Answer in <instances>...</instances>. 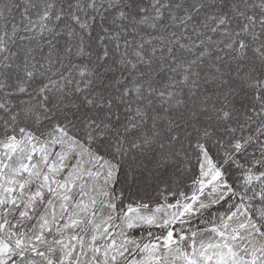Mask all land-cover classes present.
<instances>
[{"label":"snow or ice","instance_id":"snow-or-ice-1","mask_svg":"<svg viewBox=\"0 0 264 264\" xmlns=\"http://www.w3.org/2000/svg\"><path fill=\"white\" fill-rule=\"evenodd\" d=\"M0 264H264V0H0Z\"/></svg>","mask_w":264,"mask_h":264}]
</instances>
